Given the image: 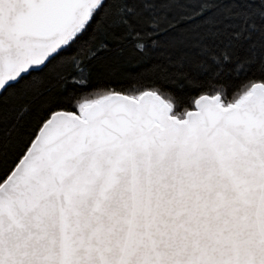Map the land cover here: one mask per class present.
<instances>
[{
  "label": "snow or ice",
  "instance_id": "snow-or-ice-1",
  "mask_svg": "<svg viewBox=\"0 0 264 264\" xmlns=\"http://www.w3.org/2000/svg\"><path fill=\"white\" fill-rule=\"evenodd\" d=\"M0 264H264V0H0Z\"/></svg>",
  "mask_w": 264,
  "mask_h": 264
}]
</instances>
